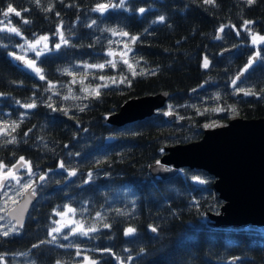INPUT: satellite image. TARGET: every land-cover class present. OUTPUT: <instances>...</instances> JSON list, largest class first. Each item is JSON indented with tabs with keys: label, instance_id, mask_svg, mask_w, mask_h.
<instances>
[{
	"label": "trees",
	"instance_id": "16d2710c",
	"mask_svg": "<svg viewBox=\"0 0 264 264\" xmlns=\"http://www.w3.org/2000/svg\"><path fill=\"white\" fill-rule=\"evenodd\" d=\"M99 4L117 7L94 11ZM9 5L21 12L8 21L21 35L0 33V130L10 127L0 133V163L8 169L24 157L36 198L17 234L0 235V264H77L81 256L96 264H264V227L209 222L222 204L213 177L189 168L163 180L149 174L163 148L198 140L205 123L230 115L264 120V43L248 44L250 33L264 36V0H126L123 7L119 0H0V20ZM57 28L67 41L58 49ZM40 36L50 47L34 57L43 80L10 56L21 38ZM118 37L130 49L125 59L145 75L133 77L122 61L111 66L108 52L125 45ZM99 64L105 67H85ZM100 77L116 82L101 87ZM160 92L169 96L154 115L106 123L127 99ZM30 103L36 106H22ZM67 207L77 224L98 231L52 235L55 214ZM128 227L135 234L125 236Z\"/></svg>",
	"mask_w": 264,
	"mask_h": 264
},
{
	"label": "water",
	"instance_id": "95a60500",
	"mask_svg": "<svg viewBox=\"0 0 264 264\" xmlns=\"http://www.w3.org/2000/svg\"><path fill=\"white\" fill-rule=\"evenodd\" d=\"M226 52L230 50H224L221 54ZM168 96V93L160 92L127 99L105 121L121 127L150 117L165 107ZM173 117V114H168L167 120ZM157 162L149 168L153 181L170 177L182 168L202 170L213 177L212 189L222 202L217 213L207 214L213 226L264 227L263 119L234 117L223 126L204 129L196 141L163 148ZM15 165L17 167L12 166L13 171L23 166L20 160ZM35 198L32 189L26 190L5 212L6 218L16 225L9 212L15 209L12 214L19 216L22 206L26 205L22 215L23 224Z\"/></svg>",
	"mask_w": 264,
	"mask_h": 264
},
{
	"label": "snow or ice",
	"instance_id": "6c2138e0",
	"mask_svg": "<svg viewBox=\"0 0 264 264\" xmlns=\"http://www.w3.org/2000/svg\"><path fill=\"white\" fill-rule=\"evenodd\" d=\"M203 2H204L205 4L215 5V0H203ZM255 2H256V0H246V3H247L249 6H251V5L254 4ZM35 3L39 6V4H40V0H35ZM124 4H125V0H119V5H118V6L123 7ZM110 6H111V7H117V5H114V4H113V5H109V4H99V5L94 9V11H98V12L103 13V12L106 11ZM44 10H45V11H51L52 9H51V7H49V8L44 9ZM25 11H27V9H25ZM139 12H140V13H144V12H145V8H140V9H139ZM9 13H15V15L18 16V17L21 16V12L17 11V10H16L15 8H13L11 5H9L8 8H7V10L3 11L2 14H3V16H4L5 18H7L8 15H9ZM57 15H59V14L57 13ZM159 20H160L161 22H163V21H164V17H163V16H160V17H159ZM23 22H24L25 24L29 23V21L26 20V19H25ZM0 23H3V21H0ZM93 23H95V21H93ZM251 23H253V22H252V21H248V20H245V21H244V25H245V26H247V25H249V24H251ZM5 30L10 31V32H12V33H15L17 36H20V35H21L19 29L16 28V27L11 26L10 23H9V26H7L6 29H5V28H0V31H5ZM111 31H112L113 35L117 34L115 29H112ZM220 31H223V27L220 29ZM57 32L60 33V39H61V41H62L63 43H67V41L64 39L63 33L60 32V29H59V28H57ZM119 35L122 36V37H128V36H129V33L124 32V31H121V32L119 33ZM48 39H49V38H48L47 36H41V37H39L34 43H29V44H28V47H29L30 49H32L33 51H35L37 56H40V55H42V51L37 50V45H39V44L41 43V41H43V42H45V43H44V48H47V41H48ZM137 39H138V37H136V36H131V37H130V41H131V43H135ZM217 39H219V36H217ZM257 41H260V42L264 43V36L253 35V44H256ZM59 47H60V44H56V48L58 49ZM129 51H130V49L128 48V45L125 44V51H124V52H121V53L119 54V55L121 56V61H122V63L125 64V65H127L128 69L131 71V74H132L133 77H135V76H137V75H145V73H144L143 71L137 73V72L135 71V66H134L132 63H130L128 59H125V58H124L125 56L128 55V52H129ZM108 55H109V56H114V55H116V53H114V52H112V51H109V52H108ZM258 57H260V52H256L255 55L252 56V57L250 58V60H249V62H248V67H250L251 64H252V62L255 61ZM15 58H16L17 60H24V58L21 57V56H16ZM24 62L27 64V66H28L29 68H31V69H32V70H33V71L39 76V78H40L41 80L45 79L44 75L41 74V73H42V69L36 66V62H35L34 60H26V61H24ZM110 63H111V66H112L113 68L116 67V63H115L114 61H112V62H110ZM208 64H209V61L207 60V58H205V59H204V67H205V68L208 67ZM85 67H95V68L103 69V68L105 67V65H104V64H99V65H85ZM245 71H247V67L245 68ZM153 74H154V73H153ZM238 78H239V77H237V79H238ZM100 79L103 80V79H105V78H104V77H100ZM110 79L112 80L113 83L116 82V78L113 77V78H110ZM125 82H127L128 86L131 87V80L128 79V77H122V78L120 79V83H121V84H123V83H125ZM233 85H235V80L233 81ZM101 87H108V85H107V84H104V85H101ZM85 91H87V89H85ZM93 91L96 93V95H99V91H98V89H94ZM241 91H243L244 95H246V96H248V95H256V93H254V92H252V91H250V90L245 91V90L241 89ZM22 106L25 107V108H34L36 105H35V103H30V104H26V105H22ZM81 111H83V108H81ZM232 111H235V109H232ZM166 114H167V113H166ZM17 126H18V125H15V124L12 125L13 130H15V128H16ZM211 126H212V125H206V127H211ZM25 135H27V133H25ZM13 142H14V138H13L12 140L7 141V143H13ZM20 162H21V164H27V163H28V162H25V161H24V157H20ZM157 163H159V162H157ZM5 167H6V166H5L3 163H0V191H3V190H4V188H5V182L8 181L9 179L16 181L17 184L20 183V178L15 174V172L13 171V169L10 168V169H8L7 172H4L3 169H4ZM16 167H17V165H13V168H16ZM61 167H62V168L64 167L63 164H61ZM31 174H32V173H31V168L29 167V175H31ZM69 174H70V175H75V172H71V173H69ZM90 175H91V174H90ZM40 179L43 180L44 177H40ZM199 182H200V183H204V181H202V180H200ZM30 187H31L30 184H24V185H22V188H23V189H28V188H30ZM32 194H33V195L35 194V190H34V189L32 190ZM4 195H5V196H8V193H7V192H4ZM9 199H13V198H12V197H9ZM13 202H15L14 199H13ZM6 205H7V200L5 201V208L3 209L4 211H8ZM24 207H26V205H25V206H22V208H21V210H20V214H19V216H16V215H13V214H12V213H14V212L16 211L15 209H13L12 212H9V215L12 216V219L16 220V225H19L20 227H22V215H23ZM74 211H75V210L72 209V208H69V209H68V212H74ZM62 214H63V213H61V215H62ZM0 219H3V217H0ZM97 219H101L99 213H97ZM9 223H11V221H9ZM16 225H13L8 231H0V235L7 237V236L10 234V232H15V231H17V226H16ZM104 227H105V228H108V227H110V225H108V224H104ZM151 230H152L153 232H156V231H157L156 228H152ZM51 231H52L53 233H59V232L61 231V229H60V228H53ZM72 231H73L74 234L78 231L79 234L84 235V236H87L90 232H96V231H98V229H97V227H96L95 225H93V226H91V227H89V228H87V229L85 230L84 225H82V224H78V225H77V228L73 229ZM135 232H136V229H135V228L128 227V228L124 231V235H125V236H131V235L135 234ZM67 238H68L67 236L64 237V239H67ZM54 239H55V236H53V240H54ZM33 247H38V245H33ZM79 254H80V253H79V250H77V255H79ZM2 260H3V257L0 256V261H2ZM85 261H86V264H96V261H94V260H90L87 256L85 257ZM57 264H59V262H57Z\"/></svg>",
	"mask_w": 264,
	"mask_h": 264
},
{
	"label": "rangeland",
	"instance_id": "374dc122",
	"mask_svg": "<svg viewBox=\"0 0 264 264\" xmlns=\"http://www.w3.org/2000/svg\"><path fill=\"white\" fill-rule=\"evenodd\" d=\"M10 14L11 13H9V15ZM9 15H8L7 18L3 17L2 20H0V21H3V23H0V28H5L6 29L7 26H9V24H8V21H9V18H10ZM243 30H245V29L243 28ZM0 33H12V32L5 30V31H0ZM12 34H15V33H12ZM253 35H256V34H252V33L249 34L248 44L251 47H253V48H257L260 44H262V42L257 41L256 44H253ZM38 38L39 37H35L32 40H27V39L21 38L20 42L15 46L14 52L10 53L11 54L10 56L13 57V59H15V60H17L15 58L16 56L23 57L24 60H18V61H22L23 67L25 69H27L28 71H30L31 73H33L34 75H36L37 77H39V76L31 68H29L24 61H26V60H34L35 59L34 57H38L36 55V52L28 47L29 43H34ZM117 39H116V42L118 44L121 43V45H122V43H124V42H122V40H119L120 39L119 37ZM44 43L45 42L41 41V43L39 45H37V50L42 51V54L46 53V52H48L50 50L49 39L47 41V48H44ZM62 43L63 42L61 41V39L59 37L58 44H62ZM111 51L116 53V55H114V56H109L108 55L109 58H110L109 62L121 61V56L119 54L121 52L125 51V45L122 46V48L120 50H118V51L117 50H111ZM110 78H113V77H108L106 79H103L102 80V81H104L103 84H110L112 82V80ZM234 117H236V116H234V115L228 116L227 121L232 119V118H234ZM227 121H223V120H220V119L213 120L211 122L205 123L203 128L204 129H212V128L220 127V126H223L224 124H226ZM206 125H212V126L211 127H206ZM9 129H10V127L6 128V129H3V130H0V133H6ZM8 169H10V168H8ZM8 169H3V171L7 172ZM14 172L20 178V183L17 184L16 181L9 179L8 181L5 182L4 190L0 191L1 192L0 217H3V219H0V231H8L13 226L12 222L9 223V220L5 216V211L3 210L5 208V201L7 200L6 207L8 209L11 205L16 203L18 201V199L21 197V195L27 190V189H23L22 185L31 184L33 182L32 176L29 175V168H28V166L26 164H24L20 169L14 171ZM4 192H7L8 196H5ZM9 197H12L15 200V202H13V199H9ZM68 209L69 208L67 207L63 211L55 214V217H54V220H53L52 229L53 228H60L61 231L59 233H53L51 231L52 235L65 236V235L73 233L72 230L77 228L78 224H77V222H75V220L73 218V212H68ZM61 213H63V214L61 215ZM17 232H18V230L15 231V232H10V234L8 236L17 234ZM75 234L79 235V232L77 231ZM81 257H82V259L77 264H86L85 256H81Z\"/></svg>",
	"mask_w": 264,
	"mask_h": 264
}]
</instances>
